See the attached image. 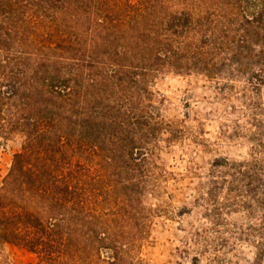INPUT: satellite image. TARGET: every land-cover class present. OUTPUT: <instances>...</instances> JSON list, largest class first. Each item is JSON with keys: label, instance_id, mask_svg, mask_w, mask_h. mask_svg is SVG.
I'll return each mask as SVG.
<instances>
[{"label": "trees", "instance_id": "trees-1", "mask_svg": "<svg viewBox=\"0 0 264 264\" xmlns=\"http://www.w3.org/2000/svg\"><path fill=\"white\" fill-rule=\"evenodd\" d=\"M166 74L256 93L264 0H0V140H20L0 182V264L4 245L36 264H146L143 197L176 133L152 89Z\"/></svg>", "mask_w": 264, "mask_h": 264}, {"label": "rangeland", "instance_id": "rangeland-1", "mask_svg": "<svg viewBox=\"0 0 264 264\" xmlns=\"http://www.w3.org/2000/svg\"><path fill=\"white\" fill-rule=\"evenodd\" d=\"M224 95L197 76H160L153 85L161 117L175 139L153 161L158 194L140 250L146 264H264V86L243 83ZM20 140H0V182ZM226 161L230 167L213 165ZM243 173V175H240ZM2 264H36L9 245Z\"/></svg>", "mask_w": 264, "mask_h": 264}]
</instances>
